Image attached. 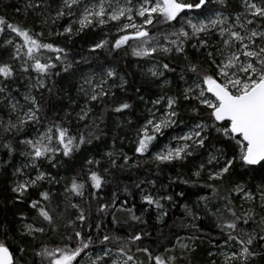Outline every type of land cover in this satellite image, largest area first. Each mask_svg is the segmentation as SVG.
<instances>
[{
	"label": "trees",
	"instance_id": "16d2710c",
	"mask_svg": "<svg viewBox=\"0 0 264 264\" xmlns=\"http://www.w3.org/2000/svg\"><path fill=\"white\" fill-rule=\"evenodd\" d=\"M96 1L81 0L80 6L68 9L64 7V0H0V18L6 23L25 27L32 34L43 33L40 39L44 42L65 49V53L61 54L63 62L54 59L56 54L46 53L53 57L57 67L51 70V75L43 78L45 86L39 88L36 84L37 74L24 72L21 61L12 59L13 46L6 43L8 38L18 44L22 40L6 27L0 32V63H9L15 69L8 80L0 78V87L5 89L0 93V241L9 246L16 264H48L46 258L36 253L42 247L52 249L70 243L66 239L72 233L68 222L75 220L78 214L77 209L71 206L76 203L87 219L82 225L77 221L73 227L93 238V244L77 258L79 264H92L95 257L102 253L105 245L100 239L105 234L128 243L137 264H149L147 255L137 251V247H148L154 254L166 258L174 257L169 264H225L224 253L238 250L235 242L228 241L226 234L218 227L221 222L232 219L226 211L227 206L241 217L237 222V231L256 236L251 245L255 255L248 258L247 264H264V240L259 239V236L264 235V223L261 222L264 219V206L259 199L260 190L264 189V167H241L237 163L230 170L231 176L223 181H210L207 178L208 167H205L200 177L193 174L199 169L196 155L166 164H159L152 159L158 146L168 137L182 134L191 127L193 120L199 119L187 107L190 102H180L177 125L162 135L158 134L148 152L143 155L135 152L137 129L146 109L162 95H180V88L186 86L185 80L192 82L191 73H186L183 80L180 78L182 69L186 68L188 61H202L204 50L198 51L192 47V44L197 43L195 39L185 44L187 60L185 54L175 52L137 57L133 55V49L143 46L139 40H129L116 49L113 46L115 40L125 34L120 31L121 21H108L103 25L93 23L83 29L80 27L78 21L83 6ZM119 2L123 3L122 0ZM239 4V0H208L204 15L214 10L237 14L241 11ZM60 10L65 14L57 17ZM199 12L196 10L189 16ZM134 18L137 24L141 23L139 17ZM182 23L184 21L178 18L170 24L154 22L146 27L151 35L165 43L163 37H170L171 32ZM69 26L72 32L65 33L64 29ZM133 31L131 28L127 30L128 33ZM209 40L212 44L215 42L213 35ZM102 41L103 47L95 48ZM154 42L151 41L152 44ZM163 63H169L176 69L175 72L164 71ZM66 65H70L67 71ZM152 65L162 69L164 81L144 74L147 67ZM105 70L113 71L114 77H108ZM85 79H90L91 84L107 81L102 86L105 90L110 89V95L103 102L90 101L85 92L91 94V84H86ZM118 80L123 81V86ZM21 95L35 96L40 102V122L26 124L20 131H5L9 121L17 123L18 119L14 118L24 107H31L30 102L23 101ZM122 102L131 107L121 113L112 111L115 105ZM13 103L17 104L16 111L11 109ZM82 109L90 111L85 119L80 120L78 114ZM54 123L67 127L70 135H82L85 143L67 157L57 153L51 162L38 160L34 168L30 164L31 158L24 155L30 149L21 141L34 139ZM212 136L211 143L217 148L223 147L230 156L227 142L214 139L215 133ZM5 145H9L11 150ZM199 151L200 156L206 154L204 149ZM109 152L112 156L108 155ZM125 156L128 157L127 164L124 163ZM113 159L116 166L112 165ZM88 160L99 161V164H89ZM37 169L53 178V182L49 183L45 179L38 187H30L22 198H18L12 188L36 176ZM90 170L98 172L105 179L99 198L90 195L94 192L87 181ZM72 178L85 183L83 198L65 193V186ZM208 184L214 185L216 191L207 187ZM237 185L244 192L253 193L255 199L249 201L243 192L235 191ZM41 191L51 193L50 201L41 203L53 215L52 225L39 218L36 210L30 207L31 200L40 199ZM146 195L158 199L162 208L148 205L143 199ZM102 203L110 205L103 213L98 212ZM132 213L140 220L132 219ZM246 213L251 215V219L244 223ZM25 224L43 227L45 231L43 234L27 235ZM97 224L100 225L99 229L96 228ZM135 234H141L143 239L131 243L129 238ZM119 246L116 242L110 244L111 253L118 255ZM106 261L103 259V263ZM228 264H239V261H229Z\"/></svg>",
	"mask_w": 264,
	"mask_h": 264
},
{
	"label": "snow or ice",
	"instance_id": "6c2138e0",
	"mask_svg": "<svg viewBox=\"0 0 264 264\" xmlns=\"http://www.w3.org/2000/svg\"><path fill=\"white\" fill-rule=\"evenodd\" d=\"M223 2V0H221ZM244 11L238 12L235 16L234 23H229L227 17L217 14L214 18L197 19L196 16H189V13L196 15H204L205 6L208 0H141L138 6H134L132 0H126L125 5L118 2L115 6L111 0H108V6H105V0H99L96 4H85L83 11L79 17L81 29L93 23L105 24L108 21H121L120 31L125 32L115 40L114 48L119 49L129 40H139L142 47L133 49V55L137 57H152L156 53L161 54H185V44L193 39L197 43L192 44L193 48L198 51L203 49L202 55L204 59L196 62L188 61L186 68L182 69L181 79H184L186 73H191V83L185 80L186 87L179 96L162 95L152 101L153 108L160 110L157 106H162L163 115L156 117L155 111L149 110L150 117L145 119L142 126L137 129V141L135 152L143 155L148 152L152 142L157 139L158 134H163V130L171 128L178 123L180 117V102H190L191 112L199 119L191 122V127L182 134L173 137L179 141L175 146L165 145V147L155 152L152 159L159 164L172 163L174 161H184L188 157L193 156L198 150L204 149L207 152L206 163L202 162L199 169L193 174L200 177L206 165L208 167L207 178L210 181H223L226 177L231 176L234 166L239 163L241 167H251L260 165L264 167V0H241ZM81 0H64V7L72 9L78 7ZM38 7V5H36ZM65 13L60 10L57 17L63 16ZM71 14V12L69 13ZM183 14V15H182ZM243 16V19L241 17ZM134 17H139L141 23L137 24ZM178 18L184 23L178 29L172 31L170 38L168 35L163 37L165 43L157 40L155 35H151L147 29V25H153L154 22L161 24H170L177 21ZM123 21H127L124 23ZM251 25L252 27H249ZM5 27L16 37L22 40V43H15L12 39L6 41L12 45L14 52L13 60L21 61V68L24 72H35L37 74L36 84L39 88L45 86L44 79L51 75V70L56 68L53 57L47 56L46 53L56 54V61L62 60V53L65 49L56 46L51 42H44L40 37L43 33L32 34L25 27L16 24L6 23L0 18V32ZM134 31L128 33V29ZM190 30V31H189ZM65 33H71V26L64 29ZM59 34V33H58ZM215 35L218 37L216 44L210 43L209 37ZM151 41H156L152 44ZM104 42L95 45V48L103 47ZM188 59L187 55L184 56ZM70 65L65 66V71ZM164 71L175 72V68L169 63H163ZM15 69L9 63H0V78L8 80L14 74ZM154 77L162 76L163 71L149 70ZM57 75L59 73H56ZM115 73L111 70L107 72L108 77H114ZM86 84H91L90 79H85ZM107 81H102L100 85L93 88L91 94L88 95L90 101H101L110 95V89L105 90L102 86ZM167 83V81H165ZM123 86V81L121 83ZM5 91L4 87H0V93ZM25 100L29 101L31 107L18 117L17 123L13 124L9 121L5 131L15 129L22 130V127L29 123L40 122L41 105L35 96H25ZM195 102L194 104L191 102ZM130 104L126 102L119 103L112 108V111L121 113L129 109ZM11 109L16 111L17 104H11ZM90 109H82L79 119L83 120ZM215 133L214 139L227 142L231 150V155L224 150L223 147L217 148L211 143L212 134ZM29 147V151L24 155L30 157V164L36 167V162L46 159L51 162L57 153L63 156H69L73 151L78 150L80 145L85 143V138L81 136H73L69 134V129L62 124H53L41 133L36 139H25L21 141ZM90 142V141H89ZM9 147V145H5ZM11 150V149H10ZM112 156V153H108ZM128 157H124V163L127 164ZM89 164H99V161L88 160ZM112 165L116 166V161L112 160ZM55 166V165H53ZM20 171L19 169L17 170ZM107 171V170H105ZM45 179L49 183L53 182V178L49 177L45 172L37 169L35 178H29L27 181L17 183L12 188V192L17 194L18 198H22L29 188H36L41 181ZM87 181L94 192L90 195L99 198V192L105 184V179L96 171H89ZM139 187V185H137ZM207 187L216 191L212 184ZM65 193L70 196L83 198L85 194V183L79 182L76 178H72L65 186ZM235 191L243 192L244 197L252 201L255 199L253 193L244 192L239 185ZM40 199L31 200L30 207L36 210L39 218L46 221L49 225L54 223V217L48 210L46 205L41 201H50L51 193L49 191L39 192ZM148 205H155L156 208H162L158 199H154L151 195L143 197ZM171 199V197H168ZM228 200V197H225ZM259 199L261 205L264 206V189L260 190ZM115 197H113V201ZM69 202L71 200L69 198ZM231 204V201L228 200ZM71 206L77 209L78 214L75 220L68 222V227H72V233L66 236L70 242L63 247H55L49 249L42 247L36 253L37 256L46 258L48 264H79L78 257L81 253L93 244L91 235H85L82 230L73 227L77 221L81 225L86 221V216L79 205L72 203ZM110 205L102 203L98 207V212H105ZM131 212V209H128ZM232 217L229 221H223L218 224L221 231L227 236L228 241H233L238 246V250L230 255L226 254L225 264L229 261H239V264H247L249 257L255 255L251 249L254 236L252 233L237 231V222L241 217L230 207L226 206ZM251 210H249L250 212ZM132 219L140 220V217L132 213ZM251 219V215L246 213L244 223ZM264 223V219L261 221ZM26 234L33 233L43 234V227H34L31 224H25ZM99 229L100 225L97 224ZM33 239L35 236L33 235ZM141 234L132 235L129 240L131 243L141 241ZM260 240H264V235L259 236ZM100 242L105 245L102 254L98 255L92 264H99L105 257H109L112 249L110 244L116 242L120 244L118 247V256L112 260V264H137L131 248L128 243L121 242L119 237L103 235ZM74 243V246H72ZM181 247H187L181 245ZM137 251L147 255L149 264H169L174 257H163L154 254L148 247H137ZM0 264H16L12 251L9 246L0 241Z\"/></svg>",
	"mask_w": 264,
	"mask_h": 264
},
{
	"label": "rangeland",
	"instance_id": "374dc122",
	"mask_svg": "<svg viewBox=\"0 0 264 264\" xmlns=\"http://www.w3.org/2000/svg\"><path fill=\"white\" fill-rule=\"evenodd\" d=\"M120 0H111V3H112V5L113 6H115L116 5V3L118 2L120 5H125L126 4V0H122L123 1V3H120L119 2ZM99 2V0H97L96 2H91V3H89V5H91V4H96V3H98ZM141 2V0H132V3H133V5L134 6H138L139 5V3ZM256 2L257 3H259V0H256ZM239 5H240V8H241V11H240V13H242L243 11H244V9H243V7H242V2H241V0H239ZM105 6L107 7L108 6V0H105ZM217 14H220L222 17H227L228 18V22L229 23H234V21H235V16H236V14H232V13H223L222 11H219V10H214V11H212L211 13H207V14H205L204 16H198V15H195L196 16V18L197 19H205L206 17L207 18H214ZM190 16H194V15H190ZM135 19V18H134ZM241 19H243V16L241 17ZM135 22L137 23V20L135 19ZM127 23V22H126ZM249 27H252L251 25H249ZM213 37H214V43L213 44H215L217 41H218V37L217 36H215V35H213ZM170 38H171V36H170ZM8 39H11V38H8ZM7 39V40H8ZM158 40V39H157ZM213 41V40H212ZM165 42V41H164ZM156 42H154V44H155ZM143 46H146V45H143ZM150 69H152V70H156V71H162V69L160 68V67H158L157 65H152V66H150V67H147V69L144 71V74L145 75H148L149 77H154V76H152L151 75V72L149 71ZM109 70H105V72H106V74H107V72H108ZM156 80H158V81H164V76L162 75V76H158V77H154ZM118 82L119 83H122V80L121 81H119L118 80ZM191 83V82H190ZM189 83V84H190ZM97 85H100L99 83H93V84H91V91H92V89L93 88H96V90L97 91H99V88L98 87H96ZM161 85V84H160ZM184 87H186V86H183V87H181L180 88V92H182V90L184 89ZM1 96H2V94H1ZM23 95H21V98H22V100L23 101H25V99H24V96L22 97ZM25 96H27V95H25ZM26 104H24V106H25ZM23 106V107H24ZM157 107H159L160 108V110L159 111H157L156 109H154L153 108V104L151 103V105H150V107L148 108V109H146V112H145V114H144V116L142 117V123H141V125L140 126H142L143 125V123L145 122V119L146 118H148V117H150V112H149V110L151 109V110H153V111H155V115H156V117H160V116H162L163 115V109H162V106H157ZM28 108L27 107H24V109L22 110V111H20V113L19 114H17L16 116H15V118L14 119H18V117L22 114V112L23 111H26ZM139 126V127H140ZM169 128H167V129H164L163 130V132L164 131H167ZM187 131V130H186ZM40 135V134H39ZM38 135V136H39ZM37 136V137H38ZM37 137H35L34 139H36ZM177 143H179V141H177V140H175V139H173V137H168L167 139H166V141H164L160 146H158V148L156 149V152L157 151H160V150H162L164 147H165V145H171V146H175ZM199 150L193 155V156H197L198 158H197V160H198V162H199V165L202 163V162H204V163H206V159H207V152H205L206 154H204L203 156H200L199 155ZM155 154V153H154ZM198 165V166H199ZM206 167H210V166H207L206 165ZM33 178H35V176L33 177ZM29 179V178H28ZM28 179H25L24 181H27ZM24 181H21V182H19V183H22V182H24ZM102 253H100V254H98V255H101ZM225 255H226V253H224ZM231 253H229V254H227V255H230ZM97 255V256H98ZM117 256L118 255H116V254H110V256L109 257H105L104 259H107V261L105 262V263H103V260L102 261H100V263L101 264H112V260L113 259H116L117 258ZM223 256V255H222ZM95 259H96V257H95ZM94 259V260H95Z\"/></svg>",
	"mask_w": 264,
	"mask_h": 264
}]
</instances>
